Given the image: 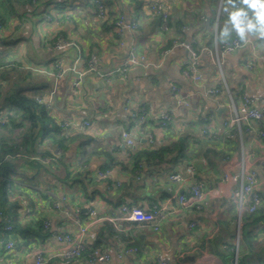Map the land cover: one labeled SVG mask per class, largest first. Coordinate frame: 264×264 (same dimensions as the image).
Returning a JSON list of instances; mask_svg holds the SVG:
<instances>
[{"label": "crops", "instance_id": "0c3cea01", "mask_svg": "<svg viewBox=\"0 0 264 264\" xmlns=\"http://www.w3.org/2000/svg\"><path fill=\"white\" fill-rule=\"evenodd\" d=\"M105 1L112 4L109 5L111 11L122 15L125 23H137L138 29L123 35L107 30L105 20L97 16L92 0H39L37 6L29 0H0L1 23L4 20L0 27V62L6 66L11 64L0 67V86L5 89L8 85H17L30 89L27 95H40L45 102L52 97V116L67 125V134L90 137L93 141L84 148L94 152L83 169L90 174L86 189L78 185L72 189L66 187L65 192L45 190L52 178L46 176L44 182L30 177L19 180L21 175L31 174L29 169L22 167L14 175H18L16 190L19 193H13V200L17 199L21 206L22 219L31 218L33 213V217L46 216L53 229L61 226L74 235H78L81 229H87V234L99 232L105 222L114 224L130 239L125 242L139 248V254L117 259L114 247L123 239L115 235L104 245L112 254L109 264H156L157 260L171 264H222L212 251L202 250L201 245L211 238L222 237L230 227L219 223L230 222L236 215L235 205L229 197L236 181L231 178L226 182L224 175L226 172L239 174L238 162L243 150L264 158L263 140H253V134H249L245 127L240 135L237 128L224 125L229 116L226 89L228 87L236 102L243 94L264 97V38L249 35L243 48L220 55L218 59L217 26L223 0H141L144 5L140 9V0ZM155 2L166 4L170 17L183 21V26L179 29H165L163 23L158 26L159 14L148 8ZM237 3L239 5V0ZM227 6L229 11L234 10L231 3ZM214 10L217 19L212 45L206 36L207 30L201 28ZM45 11L52 21H46L41 15ZM64 41L73 43V46L56 48V43ZM131 49L144 55L149 66H132L111 77H99L89 71V63L103 73L116 70ZM57 66L66 70L58 82L54 76ZM7 70L9 75H6ZM186 71L191 75L200 73L203 80L193 81ZM80 73L84 75L79 77ZM26 74L30 76L26 78ZM173 86L190 101V107L175 105L171 92ZM213 88H219L222 93L218 97L207 95V91ZM142 109L150 116L168 110L172 122L163 128L148 117L139 126L132 114L140 113ZM84 121H89L91 126L84 129ZM253 126L260 125L253 123ZM203 129L215 138L198 146L201 156L196 160L206 162L198 167L197 178L205 183V200L199 210L192 204L182 206L177 196L178 185L169 180L172 173L184 168L172 172L163 164L164 169L146 166L132 174L119 166L107 170L110 171L107 179L98 176L102 166L109 163L107 154L129 163V147L121 137L123 131L131 133L135 141L133 149H141L177 141L183 131L193 133L197 139L191 140L194 147L200 138L204 139L201 135ZM150 136L154 138L153 144ZM81 150L82 147L75 144L67 157L74 162ZM204 152H209L210 159L204 156ZM117 182L120 186H116ZM121 185H126V190L118 193ZM53 192L63 193L70 199L80 217L79 226L55 208L50 195ZM120 197L124 205L132 204L146 211L163 208L159 231L150 225L111 222L109 219L117 216L122 207L118 206ZM238 220L239 216L234 226V243ZM195 222L197 225L191 228ZM92 223L95 224L90 225ZM87 234L83 240L87 244L93 243ZM5 238H8L6 234ZM12 238L16 243L12 250L5 245L9 238L0 243V264H32L36 250L44 251L46 264H62L60 255L65 250L64 244L52 237L25 247L19 234H12ZM219 243L220 238L214 247L216 251L221 250ZM72 264H88V261L83 258Z\"/></svg>", "mask_w": 264, "mask_h": 264}, {"label": "trees", "instance_id": "16d2710c", "mask_svg": "<svg viewBox=\"0 0 264 264\" xmlns=\"http://www.w3.org/2000/svg\"><path fill=\"white\" fill-rule=\"evenodd\" d=\"M29 1L36 6L39 4V0ZM103 2L107 8V19L105 20V25L108 26L107 30L117 32L116 23L122 18V15L111 11L109 5L112 4L109 3L108 5L105 0ZM237 2L238 0H234V3L238 7ZM92 3L98 16L94 0H92ZM228 3H230L229 0H223L218 18L217 43L220 49L224 43L230 42L237 36L235 32H232L227 39H221V31L231 12L228 10ZM231 4L233 7V3ZM143 5L140 0L138 9L142 8ZM41 15H43V12ZM216 19L217 11L214 10L212 15L207 19L206 25H204L205 23L203 24L204 28H201V30H207L206 36L212 45ZM3 21L1 26L4 23ZM156 22L161 27L162 17L160 15H158ZM183 24V21L175 17L171 16L169 18V28L179 29ZM9 65L11 64H7V66ZM7 66L4 62H0V67L4 68ZM8 70L6 71V75L10 74ZM29 76L30 74L26 78ZM28 90L30 89H22L17 85H8L5 89L0 86V111H5L8 116L7 125L4 127L0 126V214L3 215V217H0V243L7 241L9 236L16 233L21 236L23 247L32 245L33 243H43L52 237L53 233L50 229L45 228L46 216L33 217V213L30 214L31 218L27 220L22 219L23 217L19 213L21 206L17 199L13 200V193L18 189L12 180L15 173L22 167H25L31 171L30 175H26V179L30 177L34 180L38 179L40 173H45L46 176L52 178L51 184L44 187L45 190L52 189V191L60 190L65 192L67 191L66 187L72 189L78 185L86 189V180L90 174L83 169L94 154V152H90L84 148L93 141L90 137L80 134H67V127H64L62 123L58 122L52 116L51 109L47 104L39 102L35 98L38 95H27ZM33 90L38 91L39 89ZM203 137L204 139L200 138L199 143H194L195 146L192 147L191 140L196 141L197 139H195V136L190 131H183L177 141H172L168 144H163L158 147L150 145L141 149L129 148L130 159L128 164L118 161L107 154L109 163L104 164L101 171L112 170L120 166L130 173L135 174L136 171L139 172L143 167H163V164H165V169L173 172L176 168H185L192 160L198 159L201 156V151L198 150V146H203L207 144L206 140L215 138L213 135H205ZM75 144H78L79 148L82 147V150L79 156L77 154L73 160L74 162H71L67 157V153ZM57 151L60 152L59 156L56 154ZM208 153L204 152V156L210 159ZM17 154L22 155L21 160L14 158ZM215 154L220 155L218 153ZM45 158L51 159L52 165H46L43 162ZM77 158L78 160H76ZM125 190L126 185H121L118 193H122ZM260 195L264 202V188L261 189ZM123 201V198H121L118 201V206H123ZM130 206L134 205L130 204ZM234 212L236 215L231 218L230 222L222 221L219 223V225H228L230 227L225 233H222L223 238L216 237L205 241V245H201L202 250L212 251L221 260L222 264H232L237 251L239 256L238 264H264V207L260 208L254 214L244 213L242 215L238 247L234 243L236 237L234 226L238 215L237 211L234 210ZM4 218L9 219L13 225V231L10 235L3 230L6 224ZM5 234L8 238H5ZM115 235L120 236L124 242L130 241L121 229L110 222H105L98 232L97 239L93 243L87 244L81 259H87L88 255L96 248H107V246H104L105 243H109ZM219 238L220 243L218 245H220L221 250L216 251L214 247H217L216 241H219ZM125 243L130 244V242Z\"/></svg>", "mask_w": 264, "mask_h": 264}, {"label": "built area", "instance_id": "2783aa9c", "mask_svg": "<svg viewBox=\"0 0 264 264\" xmlns=\"http://www.w3.org/2000/svg\"><path fill=\"white\" fill-rule=\"evenodd\" d=\"M97 8L98 17L101 20L107 19V8L103 0H94ZM153 13L159 14L162 17L163 28L167 29L169 27L170 10L166 4L163 2H155L148 7ZM44 19L46 21H52L51 16L48 12H43ZM1 27V19H0ZM116 29L118 34L123 35L127 31H136L138 29L137 23L127 24L123 18H120L116 23ZM73 46V43L62 42L56 43V48L64 49ZM244 41H241L238 36L232 39L230 42L224 43V45L219 50L217 48V56H224L226 54L234 53L235 51L243 48ZM78 59L76 60V63ZM220 62V61H219ZM60 66V65H59ZM57 66L58 70L55 73V81L58 82L66 73V70ZM132 66L148 67L149 62L144 55L138 54L136 49H131L128 57L123 61L121 66L116 70L103 73L95 69L92 63H89V71L95 72L99 77H111L113 74L122 73ZM84 73H80L79 77H82ZM186 75L190 76L193 81L201 82L203 76L200 73H193L186 71ZM55 82V84H56ZM78 84V82H77ZM173 94V99H175V105L179 107H190V101L184 98L179 89L176 86L172 87L171 90ZM222 91L219 88L209 89L207 95L212 97H218ZM226 94L229 99L228 109L229 116L224 120V125L231 128H237L240 135H242L243 129L249 134H253V140L264 141V97L254 98L247 94H243L238 102H236L230 90L226 89ZM39 102L46 103L49 108L52 107V99L44 101L40 96H35ZM132 117L135 119L137 125H142L146 122L148 117H151L153 121L157 122L160 127H167L172 122V114L168 110L161 111L160 113L150 116L145 109H142L140 113H133ZM8 123V116L5 111H0V126H6ZM253 123L260 125L255 128ZM91 123L89 121H84L82 127L84 129L89 128ZM209 132L206 129L201 131V135H208ZM122 140L125 145L129 148L135 147V141L132 135L128 131H123L121 134ZM150 143L153 144L154 138L150 136ZM58 156L60 152L56 153ZM15 159L21 158L20 154L14 156ZM43 162L48 164L52 162L51 159L45 158ZM205 160H195L190 162L183 171L174 172L169 176V180L178 185L177 196L182 206H187L192 204L196 209H201V205L205 200V183L197 178L198 167L200 164H205ZM240 172L237 175H233L230 172H226L224 179L226 182L233 179L236 181L235 186L231 189L229 197L233 201L236 211L239 217H242L244 213L254 214L260 208L264 207L263 199L260 195L261 189L264 187V158L256 155L253 152L243 150L241 159L239 160ZM262 171V172H261ZM263 173V175H262ZM110 171H99L98 176L101 179H107ZM16 185V184H15ZM116 186H120V182L116 183ZM54 199V206L56 209L62 211V214L67 220L71 221L73 224L80 225V217L76 210L71 205L70 199L66 195L62 194H50ZM164 209L159 207H154L150 211H146L138 206H130L128 204L123 205L120 208V212L117 216L110 218L109 220L114 223H127V224H144L153 226L155 231H159V220L164 215ZM0 217H3L0 214ZM6 221L4 231L11 234L13 231V225L11 221L4 218ZM108 220V219H107ZM92 223L90 225H93ZM197 223H192L191 228H194ZM45 228L52 231V238L58 243L64 244V252L60 255L62 264H72L73 262L82 258L83 253L87 247V243L83 240L84 236L87 234V229H81L78 235H74L71 231L58 226L56 229L52 228L50 221L45 222ZM91 242H94L98 237V232L92 231L87 234ZM120 245L112 246L114 247L115 257L120 260H124L139 254V249L131 244H126L120 240ZM15 240L12 236L9 237L7 241V249L12 250L15 248ZM112 254L108 248L100 247L94 249L87 258L88 264H109L111 262ZM47 257L44 251L36 250L34 252V260L32 264H46ZM156 264H171L165 260H157Z\"/></svg>", "mask_w": 264, "mask_h": 264}, {"label": "clouds", "instance_id": "9594fccd", "mask_svg": "<svg viewBox=\"0 0 264 264\" xmlns=\"http://www.w3.org/2000/svg\"><path fill=\"white\" fill-rule=\"evenodd\" d=\"M229 2L234 10L229 13L221 39H227L232 32L244 42H248L249 35L264 38V0H239L238 7L234 0Z\"/></svg>", "mask_w": 264, "mask_h": 264}, {"label": "rangeland", "instance_id": "374dc122", "mask_svg": "<svg viewBox=\"0 0 264 264\" xmlns=\"http://www.w3.org/2000/svg\"><path fill=\"white\" fill-rule=\"evenodd\" d=\"M71 43V42H70ZM54 91H55V89H54ZM52 93H54V92H52ZM52 99V97H49V99ZM48 99V100H49ZM63 124V126L64 127H67V125L66 124H64V123H62ZM22 159V155H21V158H19L18 160H21ZM46 165H52V162H50V163H48V164H46ZM24 174V173H23ZM17 178H18V175L16 174V177L15 176H13V182H14V184H17ZM46 174L45 173H40L39 174V176H38V179L37 180H39V181H42V182H44L46 179ZM19 180L20 179H26V176H24V175H21L19 178H18ZM16 193H19V191H15ZM15 192H14V194H15ZM236 244H238V242H237V239H236ZM238 247V246H237ZM237 253H238V251L236 252V255H237ZM239 257V256H238Z\"/></svg>", "mask_w": 264, "mask_h": 264}, {"label": "water", "instance_id": "95a60500", "mask_svg": "<svg viewBox=\"0 0 264 264\" xmlns=\"http://www.w3.org/2000/svg\"><path fill=\"white\" fill-rule=\"evenodd\" d=\"M240 234H241V217H239L237 224V242H238L237 246H239ZM235 264H238V253L235 256Z\"/></svg>", "mask_w": 264, "mask_h": 264}]
</instances>
